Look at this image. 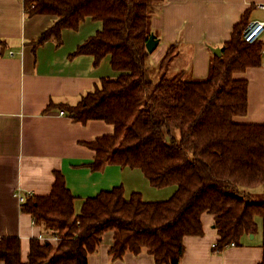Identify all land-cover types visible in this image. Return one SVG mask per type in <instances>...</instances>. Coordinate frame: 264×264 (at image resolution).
I'll list each match as a JSON object with an SVG mask.
<instances>
[{
	"label": "trees",
	"instance_id": "1",
	"mask_svg": "<svg viewBox=\"0 0 264 264\" xmlns=\"http://www.w3.org/2000/svg\"><path fill=\"white\" fill-rule=\"evenodd\" d=\"M163 1L24 0L29 16L56 19L35 45L61 41L63 29H75L85 18L102 22L73 54H91L96 63L110 56L116 76L103 77L77 104L59 105L76 122L114 125L113 134L87 143L95 151L90 167L139 168L152 186L175 185L176 191L167 199L148 201L138 191L127 197L122 186H115L85 198L76 213V197L56 171L51 192L28 195L22 210L41 226L43 236L57 237V242L33 238L24 261L20 237L1 236L0 261L89 264L105 233L114 231L109 247L114 259L146 251L156 264H180L184 237L204 233V212L214 215L219 236L214 251L256 234L257 217L264 251V124L236 119L248 113L249 87L246 78L236 75L263 64L264 42L245 41V14L223 54L214 56L207 78L170 71L175 45L152 66L147 42L152 16Z\"/></svg>",
	"mask_w": 264,
	"mask_h": 264
},
{
	"label": "crops",
	"instance_id": "2",
	"mask_svg": "<svg viewBox=\"0 0 264 264\" xmlns=\"http://www.w3.org/2000/svg\"><path fill=\"white\" fill-rule=\"evenodd\" d=\"M245 14L247 26L264 21V0H164L151 20L159 40L150 55L151 65L158 66L175 45L170 71L207 78L215 56L211 47L225 45ZM55 20L49 15L29 16L24 0H0V237L19 236L24 261L31 240L43 235L32 215L22 210L17 194H49L56 171L65 176L76 197V213L85 198L115 186H122L127 197L138 191L148 201L167 199L176 191L175 185L152 186L139 168L110 163L101 170L90 167L95 151L87 143L113 134L115 127L102 120L76 122L59 105L77 104L103 77H115L116 71L108 55L96 63L91 54H73L102 28L101 21L90 17L75 29H63L61 41L52 38L35 45L33 41ZM259 39L264 42V30ZM236 76L249 82L248 113L236 119L264 124V51L261 66ZM257 221L256 234L244 235L239 245L214 251L219 238L214 215L204 212V233L184 237L180 264H260L262 220L257 217ZM113 236L114 231L105 233L89 264H156L146 251L114 259L109 253Z\"/></svg>",
	"mask_w": 264,
	"mask_h": 264
},
{
	"label": "built area",
	"instance_id": "3",
	"mask_svg": "<svg viewBox=\"0 0 264 264\" xmlns=\"http://www.w3.org/2000/svg\"><path fill=\"white\" fill-rule=\"evenodd\" d=\"M264 30V21H254V22H251L243 31V38L245 39L246 42H249V43H252V42H255L256 40L259 39L262 31ZM11 55L14 54L13 51L10 52ZM61 114H64L65 112L62 110L60 111ZM28 195H32L31 192H28L26 194H21V193H18L17 196L20 200V202L24 203L25 200H26V197ZM40 239L43 241L45 240H49V241H52V240H57V237H54V236H51V237H46V236H40ZM216 244H214L215 246ZM230 245H234L233 243H231Z\"/></svg>",
	"mask_w": 264,
	"mask_h": 264
},
{
	"label": "water",
	"instance_id": "4",
	"mask_svg": "<svg viewBox=\"0 0 264 264\" xmlns=\"http://www.w3.org/2000/svg\"><path fill=\"white\" fill-rule=\"evenodd\" d=\"M158 43L159 40L154 36V34H152L147 42V49L150 52H153L158 46ZM225 47H226L225 45L211 47V50L215 56L220 57L223 54Z\"/></svg>",
	"mask_w": 264,
	"mask_h": 264
}]
</instances>
